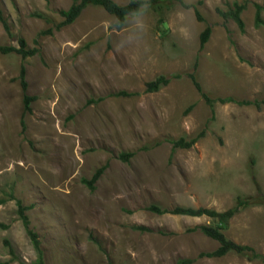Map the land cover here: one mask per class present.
<instances>
[{"label":"rangeland","instance_id":"374dc122","mask_svg":"<svg viewBox=\"0 0 264 264\" xmlns=\"http://www.w3.org/2000/svg\"><path fill=\"white\" fill-rule=\"evenodd\" d=\"M77 1L0 0V46L37 49L0 53V264L35 263L29 229L44 264H264V0H113L142 2L56 28ZM177 205L235 209L223 233L249 249L207 256L216 220Z\"/></svg>","mask_w":264,"mask_h":264},{"label":"trees","instance_id":"16d2710c","mask_svg":"<svg viewBox=\"0 0 264 264\" xmlns=\"http://www.w3.org/2000/svg\"><path fill=\"white\" fill-rule=\"evenodd\" d=\"M141 2L142 1H129L128 3L124 5H118L113 0H78L75 3H72L67 9H62L59 11V14L62 17V20L56 25V28H60L61 26L68 25L71 22H73L82 12V10L89 4H98L108 13L114 15L116 18L115 26L116 28H120L123 25V21L125 17L130 12L136 11L140 7ZM243 7H244L243 4L234 2L233 7L230 9H227V11L225 12H221V15L225 18L226 17L231 18L236 23L238 28L242 30L243 21L240 18L239 14H240V11L243 9ZM0 21L2 22L4 29L8 32V27L6 25L5 20L1 16V14H0ZM254 23L257 26L260 24L264 25L263 21L260 18V7L258 5L256 6V11L254 15ZM209 32H210L209 28H205L203 32L200 34L201 44H203L207 40ZM18 44L19 46L17 48L11 45L0 46V53L5 54V53H8L14 50L20 53L23 57H25V56H28V55H31L37 52L36 48H27L22 38L18 39ZM167 82H168L167 79L164 78L163 76H157L153 80L145 83V90L147 92L156 91L158 90L160 86L165 85ZM24 85L25 84L22 82V88H24ZM118 94H125V92L120 91ZM23 99H24L25 106L28 107V102L30 100V97H28L27 95H24ZM245 102L248 103L247 101ZM261 104L264 105V99L261 100ZM259 105L260 104H257L256 106H259ZM193 142H194L193 139H191L190 141H184L182 138H179L177 140H173L172 143L174 146H177V147L188 148L191 146ZM101 171H102V168L97 169L96 172L91 176V178L88 181L87 180H83V181L87 185L92 187V183L96 180V178L98 177ZM149 208L150 210H153L154 212H157V213H161L163 211V209L161 210L155 205H151ZM23 210H24V207L20 208L19 214L22 220L25 223H27L26 216L23 215ZM170 211L171 213H174V214H182V215H190V216L206 215L216 220L215 225H200L199 226V229L201 230L203 234L211 237L212 239L218 242L217 248L212 252L206 253L207 256H221L230 250L240 253L245 249H249L248 246L241 245V244L235 243L234 241L229 240L223 233V229L227 226L228 218L232 216V214L235 212V209H227L222 212H217L215 210L205 208V207L192 208V207H185V206L177 205L174 208H172ZM28 233L31 236L33 245L38 252V259L35 261L34 264H44L41 259V253L38 247V242L35 239V233H33L30 229L28 230Z\"/></svg>","mask_w":264,"mask_h":264},{"label":"clouds","instance_id":"9594fccd","mask_svg":"<svg viewBox=\"0 0 264 264\" xmlns=\"http://www.w3.org/2000/svg\"><path fill=\"white\" fill-rule=\"evenodd\" d=\"M143 8V6H141ZM131 15H134V16H139L140 13L139 12H134V13H131ZM141 27H143V25H141Z\"/></svg>","mask_w":264,"mask_h":264}]
</instances>
